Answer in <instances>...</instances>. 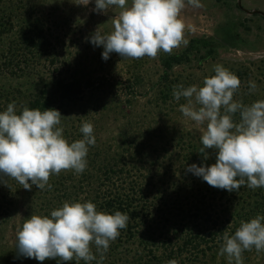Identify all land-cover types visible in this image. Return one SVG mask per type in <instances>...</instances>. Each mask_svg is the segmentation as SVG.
<instances>
[{"label": "rangeland", "instance_id": "374dc122", "mask_svg": "<svg viewBox=\"0 0 264 264\" xmlns=\"http://www.w3.org/2000/svg\"><path fill=\"white\" fill-rule=\"evenodd\" d=\"M240 1L247 10L264 12V0ZM84 2L0 0V110L13 101L18 111L28 107L41 90L54 98V83L75 81L82 87L79 95L73 102L55 106L63 116V135L69 142L81 139L80 127L87 120L93 124L95 136L82 173L62 170L50 176L51 188L33 185L26 190L12 178H6L7 186L0 184V264H57L56 260L39 262L20 255L16 248L18 229L31 214H50L65 201H89L104 182L108 165L123 171L112 177L115 184L137 182L148 187L150 218L156 220L157 228L166 224L164 212L168 213L178 200L179 185L186 195L196 184L205 188L207 182L186 168L193 163H215L213 149L206 150L207 159L200 153L206 122L197 125L184 117L179 104L186 101L181 98L177 102L167 94L168 84L202 86L219 64L241 81L234 100L248 105L264 99V17L248 15L239 8L238 0H200V7L186 3L181 11L186 44L182 42L171 52L155 57L122 58L112 53L107 61L101 58L103 48L94 47L86 38L97 28L102 34L110 33L119 9L110 7L97 13L92 11L95 0L87 5ZM32 32H43L47 43L42 52H30L25 47V36ZM193 41H206L210 46H198L190 62L174 66L166 82L165 59L182 55ZM15 57L12 66L9 61ZM249 81L256 83L255 91L249 90ZM239 119L235 114L234 120ZM193 145L198 149L196 156L188 159L185 156ZM119 236L104 253L103 264H144L151 260L137 241L126 242ZM92 251L99 258L95 245ZM218 252L197 259L187 256L179 264H229L227 256ZM242 259L243 264H264V251L253 247L242 253ZM64 264L85 261L73 259ZM148 264L165 263L152 260Z\"/></svg>", "mask_w": 264, "mask_h": 264}, {"label": "clouds", "instance_id": "9594fccd", "mask_svg": "<svg viewBox=\"0 0 264 264\" xmlns=\"http://www.w3.org/2000/svg\"><path fill=\"white\" fill-rule=\"evenodd\" d=\"M85 0L83 5L89 4ZM200 7V0H95L93 12L110 7L119 9L112 19L113 30L102 34L99 28L86 39L102 47L101 58L110 54L122 58L155 57L171 52L184 40L185 24L181 11L185 5ZM238 76L223 65L214 66V75L206 76L201 85L173 86L172 96L179 111L197 125L205 124L200 153L208 158L207 149L216 153L215 163H195L186 171L208 185L229 192L241 186L264 188V99L251 104L234 100L240 86ZM257 85L249 81V90ZM239 114V122L234 120ZM57 109L23 107L15 101L0 110V184L15 179L23 189L51 188L49 178L62 170L82 173L87 167L89 147L95 144L94 126L83 121L82 138L69 142ZM129 216L119 210L109 213L97 209L92 201H65L50 214H31L17 231V252L39 262L56 260L64 264L73 259L85 264H103L110 243L127 227ZM95 245L99 258L93 253ZM255 248L264 251V215L241 221L234 234L224 233L218 255H226L229 264H243L242 253ZM167 264H179L171 259Z\"/></svg>", "mask_w": 264, "mask_h": 264}, {"label": "trees", "instance_id": "16d2710c", "mask_svg": "<svg viewBox=\"0 0 264 264\" xmlns=\"http://www.w3.org/2000/svg\"><path fill=\"white\" fill-rule=\"evenodd\" d=\"M46 43L43 32H32L24 39L25 47L30 52H42ZM198 46L206 49L210 43L193 41L182 55L169 56L165 59L166 82H169V74L174 66L190 62L191 54L198 50ZM16 57L9 61L12 66ZM173 86L168 84V91L165 92L172 94ZM53 88L54 98L49 97L48 91L41 90L28 107L41 110L55 109L58 102L59 106L73 102L82 91L81 84L75 81L59 80L54 83ZM196 150L198 149L193 145L188 149L189 155L185 157L193 159ZM108 167L104 173V182L95 193H92L89 201L95 203L98 210L109 213L119 210L129 216L127 227L120 230L119 238L125 239L126 242L137 241L140 244L151 259L143 262L144 264L152 260L165 264L171 259L179 262L187 256L195 259L208 257L209 253L220 249L225 232L232 235L241 221H248L257 214L264 215V188L251 189L241 186L238 190L229 192L206 183L205 188L196 184L191 189L193 191L186 195L184 187L179 185L176 190L178 200L169 208L168 213L164 212L166 224L161 225L162 228H157L154 226L156 220L150 218L152 199L148 187H142L137 182L127 183L129 187L124 182L115 184L112 177L122 175L123 171L118 172L114 165Z\"/></svg>", "mask_w": 264, "mask_h": 264}, {"label": "water", "instance_id": "95a60500", "mask_svg": "<svg viewBox=\"0 0 264 264\" xmlns=\"http://www.w3.org/2000/svg\"><path fill=\"white\" fill-rule=\"evenodd\" d=\"M238 6H239V8H241L245 13H247L250 16L259 15V16L264 17V12H262V11H258V10L250 11V10L243 8L240 0H238Z\"/></svg>", "mask_w": 264, "mask_h": 264}]
</instances>
